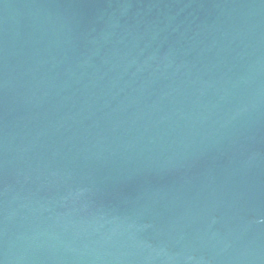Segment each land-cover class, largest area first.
<instances>
[{
  "label": "water",
  "instance_id": "water-1",
  "mask_svg": "<svg viewBox=\"0 0 264 264\" xmlns=\"http://www.w3.org/2000/svg\"><path fill=\"white\" fill-rule=\"evenodd\" d=\"M0 264H264V0H0Z\"/></svg>",
  "mask_w": 264,
  "mask_h": 264
}]
</instances>
